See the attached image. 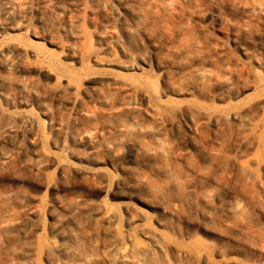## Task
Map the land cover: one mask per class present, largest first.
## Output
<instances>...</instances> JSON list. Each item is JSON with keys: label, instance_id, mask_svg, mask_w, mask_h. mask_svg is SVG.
<instances>
[{"label": "rangeland", "instance_id": "374dc122", "mask_svg": "<svg viewBox=\"0 0 264 264\" xmlns=\"http://www.w3.org/2000/svg\"><path fill=\"white\" fill-rule=\"evenodd\" d=\"M18 1L23 28H0L16 63L0 107L32 112L50 142L0 138V189L25 198L3 264H264L260 183L230 169L255 159L264 180V0ZM199 68L203 84L188 76ZM73 202L66 235L51 233ZM51 240L76 254L46 253Z\"/></svg>", "mask_w": 264, "mask_h": 264}, {"label": "bare ground", "instance_id": "6f19581e", "mask_svg": "<svg viewBox=\"0 0 264 264\" xmlns=\"http://www.w3.org/2000/svg\"><path fill=\"white\" fill-rule=\"evenodd\" d=\"M2 1H7V0H0V4ZM18 0H8L6 5H2L3 7L0 8V28L1 27H12L13 29H19L23 28V22L25 21L24 19V14L25 13V8H23V6L21 4L22 1L20 3H17ZM18 1V2H19ZM67 1V0H66ZM69 1H74L72 3H74V5L76 4L75 0H69ZM219 1V0H218ZM68 2V1H67ZM235 3V2H234ZM216 6V5H215ZM230 6V5H229ZM240 7V6H239ZM24 9V10H23ZM255 9H253L254 11ZM216 12V10H215ZM28 13V12H27ZM30 13V12H29ZM28 19V18H27ZM29 21V20H28ZM27 21V23H28ZM45 22V21H44ZM221 22V20H220ZM43 23V22H42ZM59 26V25H57ZM71 26V24H70ZM25 27V26H24ZM73 27V26H72ZM4 29V28H3ZM70 30V29H69ZM64 31V30H63ZM71 31V30H70ZM69 31V32H70ZM66 32V31H64ZM233 32V30H232ZM75 33V32H74ZM234 33V32H233ZM79 33H77L75 36H77ZM73 35V33H72ZM70 35V36H72ZM241 38V37H240ZM233 39V38H232ZM238 39V37H237ZM237 41V40H236ZM236 41L234 43H236ZM63 42H61L60 44H62ZM65 44V43H64ZM187 45V44H186ZM61 47V46H60ZM18 49H16V51L20 52V53H24L25 50H23L22 48L16 47ZM62 52H64L67 55H74L75 53V47L72 46H62ZM15 51L13 49H10L9 47L3 46L0 47V80L3 81V79H5V76L9 75L10 72L12 70H15V64H14V60L12 57V54ZM28 52V51H27ZM26 52V53H27ZM201 52V48L200 45H195L194 46V53L199 54ZM78 55V54H77ZM192 56V55H191ZM187 58V57H186ZM182 70V69H181ZM206 71L208 69H205ZM202 68L199 69H195L189 72L188 76L189 78H194L195 80H197V82L202 83L204 82V80L206 78H208V75L206 74V71ZM213 71V70H212ZM183 72V71H181ZM12 74V72H11ZM210 74V73H208ZM211 75V74H210ZM11 77V76H10ZM9 77V78H10ZM212 78V75H211ZM215 78V77H214ZM23 79V78H22ZM65 79V78H63ZM62 79V80H63ZM209 79V78H208ZM210 80V79H209ZM9 81H11L9 79ZM7 81V82H9ZM17 81V80H16ZM58 81V80H57ZM66 81V80H65ZM206 81H208L206 79ZM6 82V81H5ZM63 81L56 82L57 86L61 85L60 87L57 88H52L50 89V92H52V94H54L55 92H58V89L60 90V88H65V85H62ZM189 82V81H188ZM195 83V82H194ZM59 84V85H58ZM203 84V83H202ZM67 85V84H66ZM189 85V84H188ZM181 86V85H179ZM184 87V86H183ZM48 88V87H47ZM46 88V89H47ZM78 88V87H77ZM65 90V89H64ZM78 90V89H76ZM94 92V91H93ZM97 92V91H96ZM137 92V90L135 91ZM61 94V93H60ZM48 95V93H47ZM103 95V94H102ZM99 96V95H98ZM49 97V96H48ZM52 97V96H51ZM58 97H60V95H58ZM62 97V95H61ZM148 97V96H147ZM142 98L145 99V97L142 95ZM149 100V99H148ZM20 105L23 107V101L19 102ZM40 105V104H39ZM153 108V107H152ZM154 110V109H153ZM178 112V111H176ZM180 112V111H179ZM178 112V113H179ZM238 116V113H232L231 114V118H235ZM56 119V118H55ZM61 119V118H60ZM104 119V118H103ZM191 119V118H190ZM115 120V119H114ZM59 121V120H57ZM100 121V119H99ZM102 121V120H101ZM112 121V120H111ZM37 120L34 118L32 112L28 111V110H23V108L17 111H4L1 109L0 107V138L2 139H14L15 137H17L18 135H22L23 137V133H29L30 135H34L36 137V146L38 147H43L45 144L49 143L50 138L46 139L43 135V133L40 130V127L38 126ZM54 123V122H53ZM62 122H60V125ZM112 123V122H111ZM186 123V122H185ZM122 124V123H121ZM54 126V125H52ZM64 126V125H62ZM67 126V125H66ZM65 126V127H66ZM63 127V128H65ZM123 127V126H122ZM60 128L58 129L57 133L62 135V133H64V129ZM121 128V127H120ZM50 129V128H49ZM53 130V128L51 129ZM64 130V131H63ZM116 131V130H115ZM123 131L124 132H128L127 127H123ZM56 133V134H57ZM66 134V133H65ZM120 135V134H118ZM126 134H124L125 136ZM31 136V137H32ZM66 136V135H65ZM85 136L88 137V135L85 133L84 134V138ZM82 137V136H80ZM79 137V138H80ZM121 137V135H120ZM18 138V137H17ZM91 139V137L89 138V140ZM58 140V139H57ZM56 140L55 143H58V141ZM82 140V138H81ZM84 140V139H83ZM88 140V141H89ZM92 140V139H91ZM120 140V139H119ZM63 141V140H62ZM93 141V140H92ZM94 143V142H93ZM34 144V145H35ZM51 144V143H50ZM53 144V143H52ZM92 146V144H91ZM138 151H144V149L141 146H138ZM158 151V150H156ZM149 152V151H148ZM159 152V151H158ZM7 157L6 156H0V172L4 173L6 172L7 168V164L4 160H6ZM223 159V158H222ZM73 171L75 174L79 175V176H84L86 174H89L88 170L85 169L84 167L81 166H73ZM35 168L37 170H39L41 168L40 163L35 164ZM230 169L231 172L233 174L234 179H236L237 181H239V183H249V184H256V182L260 183V188L261 191L264 195V180L260 179L259 180V164L257 163V161L255 159H249L247 160V162L245 163H238L236 160L231 161V165H230ZM229 172V171H228ZM196 174L199 178H204L206 176L205 172H201V173H194ZM197 177V178H198ZM200 180V179H199ZM0 183H5V181H0ZM182 188V187H181ZM182 191V190H181ZM228 191V190H227ZM25 195V194H24ZM237 195V194H236ZM25 202V198L23 196V193H16V192H12L8 189H0V239L2 240V243L6 246L9 247H13V245L15 244V230L13 225H11L9 223L10 219L17 217V215L21 212L22 213V209H23V205ZM78 202V201H77ZM77 202H73L70 205H68L65 208V212L67 214L66 219L61 220L58 216H56L55 211L54 215L51 214V223H50V231L51 233L54 234H61V236L66 235L63 232L64 226L65 224L70 221L73 220L75 222L76 219V212L79 211V203ZM64 209V208H63ZM52 212V211H51ZM57 212V211H56ZM60 213V212H59ZM110 213V212H109ZM36 217L39 218V212L35 213ZM63 214V213H61ZM65 214V213H64ZM108 214V213H107ZM109 215V214H108ZM112 215V214H111ZM79 216V215H78ZM77 216V217H78ZM107 216V215H106ZM104 216L105 221L109 222L111 221V219H113V216ZM21 218V216H20ZM78 219V218H77ZM21 220V219H20ZM115 220V219H114ZM23 221V220H22ZM31 221V220H30ZM113 221V220H112ZM22 223V222H21ZM251 223V221H250ZM27 224V223H26ZM69 224V223H68ZM15 225V224H14ZM19 225V224H18ZM39 226V223L37 224ZM70 225V224H69ZM77 225V224H76ZM34 226V225H33ZM75 226V225H74ZM27 227V226H26ZM17 228V227H16ZM24 228V227H23ZM41 228V227H40ZM69 229V228H68ZM23 230V229H22ZM30 230V229H29ZM70 230V229H69ZM26 232V231H25ZM24 232V233H25ZM146 232V231H145ZM23 233V232H21ZM27 233H25L26 235ZM150 236L154 235V233H149ZM19 236V235H17ZM22 236V235H21ZM155 237V236H154ZM20 237H18L17 239H19ZM149 239V238H148ZM20 240V239H19ZM25 240V238L23 239V241ZM21 241V240H20ZM25 242V241H24ZM17 245V244H16ZM23 246V245H22ZM4 247V246H3ZM17 247V246H16ZM248 248H250L249 245H247ZM6 248V247H5ZM14 248V247H13ZM18 248V247H17ZM23 248V247H22ZM21 249H14L13 250V256H23V252L21 251ZM7 251V249H6ZM6 251H4V249L0 246V264H3V257L6 254ZM8 252V251H7ZM49 252H59L60 254L64 255V256H73L76 254V250L71 248V247H66L63 244H60L54 240L49 241V244L47 246V251L46 253ZM91 252V251H90ZM201 257V256H200ZM89 255H83L80 257H76V258H72V259H67L66 261L62 262L61 264H88L89 261ZM27 262V261H26ZM207 262V260H206ZM19 264H23V262H20ZM24 264H26L24 262ZM209 264V263H207Z\"/></svg>", "mask_w": 264, "mask_h": 264}]
</instances>
